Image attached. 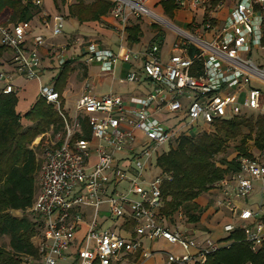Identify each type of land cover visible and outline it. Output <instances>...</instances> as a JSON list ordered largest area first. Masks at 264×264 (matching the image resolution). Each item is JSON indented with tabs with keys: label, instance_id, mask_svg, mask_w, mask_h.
Returning <instances> with one entry per match:
<instances>
[{
	"label": "built area",
	"instance_id": "2783aa9c",
	"mask_svg": "<svg viewBox=\"0 0 264 264\" xmlns=\"http://www.w3.org/2000/svg\"><path fill=\"white\" fill-rule=\"evenodd\" d=\"M111 1V14L120 25L119 49L98 50L91 44L88 61H99L105 71H110L120 60L142 59L141 69H133L126 76L128 81L138 82L142 72L151 82L152 89L145 97L132 99L137 107H127L120 94L96 97L87 90L77 100L73 115L68 114L56 87L41 82L38 47L44 37H33L32 45L27 46L30 21L0 24V44L12 50L18 74L40 81L39 97L53 104L64 122L44 150L38 193L31 208L43 223L41 257L29 256L25 264H58L72 255L76 256L74 264H115L131 253H140V259H145L157 252L164 253L161 264H206L211 254L230 247L233 240L199 239L192 230L170 223L161 213L162 183L169 174L162 173L157 165L152 168V164L182 135L201 132L197 129L200 122L210 126L249 109H263L259 104L264 100V65L244 53L264 48V0H229L231 8L223 19L215 11L224 0L214 7L208 4L210 0H178L182 7L207 13L193 30L162 19L148 5L151 0ZM35 3L39 5L41 0ZM141 17L161 21L175 31L174 52L168 60L163 59L160 38L143 51L129 47L126 26L132 18ZM63 23L62 14L57 15L54 35L63 32ZM207 33H212V39ZM14 80L13 73L0 72V93H15ZM162 112L167 114L165 119L157 116ZM86 117L91 136L76 138V133H84ZM139 132L146 137L138 146ZM259 156H240L239 170L213 187L222 194L216 205L233 207L234 196H251L254 181L263 182L259 208H242L238 223L224 225L227 233L242 230L255 252L264 250V219L260 216L264 209V160ZM102 215L113 224L104 227ZM83 224L87 233L77 242ZM143 237L166 239L183 251L144 249Z\"/></svg>",
	"mask_w": 264,
	"mask_h": 264
},
{
	"label": "trees",
	"instance_id": "16d2710c",
	"mask_svg": "<svg viewBox=\"0 0 264 264\" xmlns=\"http://www.w3.org/2000/svg\"><path fill=\"white\" fill-rule=\"evenodd\" d=\"M219 0H210L212 7ZM58 6L57 0H55ZM165 13L172 16L177 7L176 0H161ZM111 0H75L68 7L69 15L80 22L100 20L112 8ZM40 12L38 5L31 0H0V24L32 20ZM264 30V29H263ZM131 41L138 40L139 28L129 30ZM264 35V34H263ZM163 37V36H162ZM160 37V34L155 38ZM264 46V36L262 39ZM4 47L0 46V55ZM71 61H66L69 65ZM58 77L56 88L61 92L67 79V67ZM16 93H0V237L9 236V248L0 245V264H25L26 258H40V241L43 238V223L31 210L38 193L36 173L38 157L31 147L34 140L52 130L53 134L63 126V118L53 104L38 98L34 105L22 116L16 109L18 104ZM63 106V103H62ZM25 117L33 125L24 126ZM240 115L216 121L208 129L197 134H184L170 149L157 157V167L164 174H169L162 183L164 214L173 225L176 213L184 206L194 204L205 191L212 189L219 180L230 177L239 170V157L253 156L246 153V143L254 138L257 148L264 149V120ZM258 125L256 138L253 132ZM248 128V133L244 128ZM84 133H76L75 137H90L91 127L87 117L83 119ZM241 137V145L235 158L222 159L220 165L215 162L218 154L227 151L228 142ZM21 210L23 216L13 213ZM184 213V212H183ZM185 214V213H184ZM181 228L200 226V216L187 207L185 220L181 219ZM244 232L240 229L230 235L233 243L230 247H222L211 254L206 264H264V250L254 252L245 241Z\"/></svg>",
	"mask_w": 264,
	"mask_h": 264
},
{
	"label": "crops",
	"instance_id": "0c3cea01",
	"mask_svg": "<svg viewBox=\"0 0 264 264\" xmlns=\"http://www.w3.org/2000/svg\"><path fill=\"white\" fill-rule=\"evenodd\" d=\"M31 1L36 4V0ZM176 2L177 7L175 8L171 17L176 19L179 23H175L174 21L169 22L185 30H193L195 25L200 24L202 19H204V14L205 16L207 15V13H203L202 9L194 10L191 6L182 7L179 5L178 0H176ZM223 3L224 4L222 7L215 11L217 17L220 19L225 18L231 8V3L229 0H224ZM69 5L66 7L64 15H62L64 18L63 32L59 35H54V19L57 15H61L62 13L60 14V12H58L59 5L56 6L55 0H41V3L38 5V7H40V12L36 14L32 20H30L32 26L26 37L27 46L32 45L33 37L38 35L44 37L45 41L38 47L40 55H42L41 74L44 72H52L53 74L50 76L51 81L49 83L53 84L55 87L59 86L58 77L65 68L66 61H71V63L66 66L68 76L64 84L65 86H62L60 92L64 110L68 114L73 115L77 100L87 90L91 95L96 97H101L107 93H117L124 97L125 101L127 102V107L139 106L138 104L134 103L132 99L145 97L152 89L151 82L147 76H145L146 74H143L142 72L140 73V81L138 82L128 81L126 76L131 70L133 71V69H141L142 59H132L131 61L127 62L120 60L110 71H105L99 61H88V58L90 57L89 45L91 44L94 45L98 50L109 49L118 51L119 49L120 25L118 21L112 16L113 14H111V10L106 15H103L100 20L80 22L75 17L69 15ZM148 5L151 9L159 13L164 18L166 17L165 14L167 13H165L164 8L162 7L161 0H151ZM69 22H71L70 27H73L71 32L65 29L67 28L65 27V24ZM153 22L154 21L150 17L132 18L126 26V42L132 49L136 51H143L151 42V39L161 33L163 36H161L163 38L162 55L163 53L166 55H163V59L166 61L174 52L173 43L175 42L177 35L174 31L173 34L175 35V38L172 43L173 47H171V50L168 52L170 54H165L164 46L167 36L166 31L160 29L158 25ZM148 24L150 26H157L154 32L151 29H148ZM216 24L220 26L222 24L221 20H218ZM135 27H138L140 31L138 34V40L133 42L129 39V30ZM146 31L151 33V37L148 40H145L144 38ZM208 34L209 33H207V37ZM3 47L4 51L0 55V69L7 68V70H9L7 72L13 73L15 75L14 83L17 88L15 93L19 99L16 109L22 116H24V114L29 111V109L38 100L39 87L41 84L40 81L36 79H28L22 74H18L15 64L12 62V50L8 47ZM55 72L57 73L55 74ZM80 72L83 73L81 74ZM41 82L43 83V80ZM69 85H71L70 87H72V91H74V88H77L78 90L75 93L76 96L73 100V108L69 107L71 94L66 90L67 86ZM31 89H34L35 92L31 93ZM157 116L161 119H165L167 114L162 112L158 113ZM21 122L24 126L33 125V122L25 117H22ZM191 134L194 133L192 132ZM42 135L38 136L34 140L31 146L32 148L34 145L39 143ZM143 139H145L144 135L142 132H139L137 139L138 146L143 142ZM255 148L256 150L258 149L257 146ZM260 153V157L264 160V152L261 151ZM155 160L157 162V158ZM262 186V181H254V190L251 193V196H234L233 207L226 205L218 207L216 205V200L222 194H220V192L216 189H210V193H212V200L211 202L210 200L206 201L208 209L203 217H200V226H192L187 229L192 230L194 235L199 239L213 238L222 242L231 241L232 239H230V235L232 233L225 232L224 225L230 222L238 223L237 215L242 208H259V204L261 203L263 196ZM254 193L258 194V202H254L256 199L252 200V198H254ZM89 212L91 211L88 210V213ZM260 216H262L264 219V209L260 211ZM101 217H104V219H100V221L104 223V227L111 226L113 224V221L108 219L106 215H102ZM176 225L180 226L181 228V221L177 222ZM86 231L87 225L83 224L77 233V242L82 241L85 233H87ZM35 241L38 243L41 241V239H35ZM142 242L144 249H151L154 251H170L175 253H182L183 251L180 245L169 243L163 238L150 239L148 237H143ZM74 250L75 248L72 249V251ZM73 256L75 255H72L71 257L73 258ZM139 256L140 253H131L115 264H161L165 258L164 253L162 252H157L151 257L145 259H140ZM71 257L67 258L66 260L59 261L58 264H74L76 256L72 262H68Z\"/></svg>",
	"mask_w": 264,
	"mask_h": 264
},
{
	"label": "rangeland",
	"instance_id": "374dc122",
	"mask_svg": "<svg viewBox=\"0 0 264 264\" xmlns=\"http://www.w3.org/2000/svg\"><path fill=\"white\" fill-rule=\"evenodd\" d=\"M75 0H58V5H59V10L58 12H60V14L62 13V15H64V11L66 9V7L74 2ZM87 1H91V0H87ZM208 4H210V1H208ZM207 4V6H208ZM211 5V4H210ZM42 7V6H41ZM40 8V7H39ZM208 9V7H207ZM165 18L166 20L168 21H174L175 23H179L176 19L172 18L171 16H169L168 14H165ZM159 22V23H158ZM158 22H153V23H156V25H158V27L160 29H163V31L165 30L166 31V41H165V46H164V52L165 54H170L168 53L169 50H171V47L172 46V43L174 41V38H175V35L173 34V30L168 27L167 25H164L163 22L161 21H158ZM162 23V24H161ZM68 24V25H67ZM65 24L67 28H65L67 31L71 32V30H73L72 28L73 27H70V24L71 22ZM149 25V24H148ZM147 25V26H148ZM154 26V25H149L148 26V29H151L153 32L154 30L156 29L157 26ZM151 37V33L146 31V35H145V40H148L149 38ZM212 35L211 33L208 34V38L209 39H212ZM155 39V36L153 37L152 40ZM164 55V53H163ZM245 56H252L253 55V58L255 61H257V63L261 64V65H264V48H260V49H255L253 51H249V52H246L244 53ZM166 56V55H164ZM4 71H9L7 70V68H3V69H0V72H4ZM57 72H55L56 74ZM81 73V72H80ZM83 73V72H82ZM81 73V74H82ZM53 73L52 72H44L42 75V80H43V83H49L51 80H50V76L52 75ZM80 74V75H81ZM80 78V77H79ZM71 85L67 86L66 90L71 94V101L69 103V107H72L73 106V100H74V97L76 96L75 93L78 91L77 88H74V91L71 90L72 87H70ZM264 89V88H263ZM34 89H31V93H34ZM73 96V97H72ZM264 100L262 99L260 101V104L259 106L260 107H263L264 106ZM73 108V107H72ZM73 110V109H71ZM242 115H246L247 117H252L253 119V123H256V119H262L264 120V107L263 109H259V108H256V109H249V110H246V113L242 114ZM257 125V124H256ZM210 126L208 124H205L203 122H200V124H198V127L197 129L198 130H204V129H208ZM256 130L253 132V137L256 138L257 136V132H258V125L255 127ZM248 128H244V132L247 134L248 133ZM144 137H146L144 135ZM53 132L52 130H48L47 132L44 133V135H42L41 139L39 140V143H37L36 145L33 146V149L35 150L36 152V156L38 157V170H37V173H36V182L38 180V177H39V172L41 171V167L44 163V150L46 148V146L48 145V143L50 142L51 139H53ZM241 145V137L237 138V139H234V140H230L228 142V146H227V151L224 152V153H221V154H218L216 157H215V162L220 165V162L222 161V159H233L237 156L238 154V151H239V146ZM256 142H255V139L254 138H250L249 140H247V143H246V148H247V152L246 153H251L253 152L255 155H259L261 154L260 152H264V150H260L259 148L256 150ZM168 150V149H167ZM260 157V156H259ZM158 162H156V160H153V164H152V168H155L156 165H157ZM157 170L156 173L159 172L158 169H155V171ZM153 180V177L150 178V181ZM211 194L210 193V190L208 191H205L203 192L196 200H195V203L197 205V207L194 205V204H189V206H184V208H182L180 211H178L176 213V215L174 216H177L176 217V223L179 222L181 219H184L185 220V214H186V210H187V207L191 208L193 212H195L196 214H199L200 217H203V215L207 212V204H206V201L210 200L211 202ZM253 199H256L254 202H258L259 200V197H258V194L257 193H254L253 194ZM251 202V201H250ZM107 206V205H105ZM103 208H107V207H103ZM185 214H184V213ZM13 213L15 215H18V216H23V212L21 210H15L13 211ZM210 218V217H209ZM100 219H104V217H100ZM9 242H10V237L9 236H1L0 237V245H3L5 246L6 248H9L10 245H9ZM75 259V256H73V258L71 257L68 262H72L73 260Z\"/></svg>",
	"mask_w": 264,
	"mask_h": 264
},
{
	"label": "bare ground",
	"instance_id": "6f19581e",
	"mask_svg": "<svg viewBox=\"0 0 264 264\" xmlns=\"http://www.w3.org/2000/svg\"><path fill=\"white\" fill-rule=\"evenodd\" d=\"M164 17H162V19H163ZM165 19V18H164Z\"/></svg>",
	"mask_w": 264,
	"mask_h": 264
}]
</instances>
